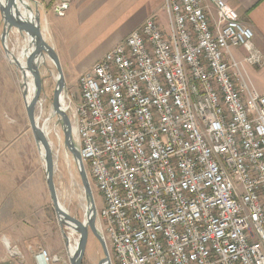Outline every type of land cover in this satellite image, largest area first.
<instances>
[{
  "label": "built area",
  "instance_id": "1",
  "mask_svg": "<svg viewBox=\"0 0 264 264\" xmlns=\"http://www.w3.org/2000/svg\"><path fill=\"white\" fill-rule=\"evenodd\" d=\"M211 2L213 26L203 0H164L167 29L149 17L80 74L78 102L63 97L116 264H264V96L225 59L241 48L261 67L262 56ZM35 259L57 261L45 249Z\"/></svg>",
  "mask_w": 264,
  "mask_h": 264
},
{
  "label": "rangeland",
  "instance_id": "2",
  "mask_svg": "<svg viewBox=\"0 0 264 264\" xmlns=\"http://www.w3.org/2000/svg\"><path fill=\"white\" fill-rule=\"evenodd\" d=\"M163 26L167 29L166 20ZM2 30L3 24L0 17V35ZM52 37L56 40L61 39L66 44H73L74 39L77 38V36ZM14 38L10 36L9 48L15 46ZM105 47H89L78 56L70 55L71 57L68 58L73 60L70 65L62 64L61 70L65 83L62 93L64 102L67 101V97L72 102L79 101L77 80L82 73L79 71L94 61ZM65 54L67 55V51ZM63 59L61 56V60ZM44 63L39 70L43 91L39 97L40 106L36 108L38 125L43 127L44 122L48 120L50 132L47 138L55 156L54 184L58 201L70 217L82 222L87 209L83 189L72 156L64 147L63 137L57 138L58 132L59 134L61 132L57 117L52 116L57 73L51 62ZM245 68L239 66L240 74L247 87L255 94H264V74L248 65ZM21 82L20 73L6 60L0 43V239L10 233L19 235L25 233V241L32 255L41 249L48 252L52 250L51 256L57 259L53 264H70L69 245L66 239L68 232L60 228L54 213L45 180L44 165L29 126ZM87 176L95 208L101 210L103 207L101 195L89 172ZM73 237L76 239V234ZM8 243L12 245L9 240ZM11 245L7 253L17 252ZM47 247L51 250L49 251ZM108 252L111 264H116L112 253ZM103 260L102 249L90 234L82 264H101ZM7 261L8 254L4 256L1 264H6Z\"/></svg>",
  "mask_w": 264,
  "mask_h": 264
},
{
  "label": "crops",
  "instance_id": "3",
  "mask_svg": "<svg viewBox=\"0 0 264 264\" xmlns=\"http://www.w3.org/2000/svg\"><path fill=\"white\" fill-rule=\"evenodd\" d=\"M33 1L36 2L41 13L43 36H45L47 44L54 50L60 67L63 66L62 64L67 63L70 65L73 62V60L68 58L70 55L78 56L92 46L96 48L106 46L94 61L80 69L79 72L82 73L91 64L101 58L106 51L124 40L133 30L141 27L149 17H154L161 28L165 29L163 26L166 20L164 0ZM221 1L237 14L243 26L253 32V43L262 56L263 65L261 67H254L245 63L246 52L241 48L231 49L230 55L225 56L226 61L229 62L230 58H232L236 62H239L240 66L244 69L248 65L255 68L259 73L264 74V0ZM64 5L66 7L63 10L57 11V7ZM203 6L206 10L209 23L213 26L217 18L215 6L211 0H203ZM13 36L15 35L13 34ZM52 36H77V38L74 39L73 44H66L60 37V40H56ZM65 51H67V55ZM61 56L64 58L63 60H61ZM242 80L244 82L243 78ZM260 96H264V94L261 93ZM24 234L10 233L7 236L5 235L3 239H0V264L4 256L8 254L7 250L11 245L8 243V240L11 241V246L17 250V253L23 257V264H36L35 255L37 253L32 255L29 251ZM47 249L51 250L50 247H47ZM51 252L52 250L49 252L50 255ZM17 261H19V258H16L14 262L17 263Z\"/></svg>",
  "mask_w": 264,
  "mask_h": 264
},
{
  "label": "water",
  "instance_id": "4",
  "mask_svg": "<svg viewBox=\"0 0 264 264\" xmlns=\"http://www.w3.org/2000/svg\"><path fill=\"white\" fill-rule=\"evenodd\" d=\"M64 7L61 9H64ZM0 17L3 24L0 43L6 60L18 70L22 79V96L25 101V110L33 140L44 165L45 180L56 219L62 230L69 228L78 236L75 251L72 255H69V263L82 264L88 237L92 234L99 243L104 255L101 264H111L105 242L95 225L96 208L88 176L74 142L69 117L62 108V93L65 85L63 74L54 50L47 44L45 36H43L42 20L37 4L33 0H0ZM14 32H16V36L27 43L17 54V57L14 56L13 49L9 48V38L13 36ZM45 56L51 61L57 73L52 101V116L57 117L63 132L64 147L72 156L86 202L87 209L85 219L82 222L70 217L58 201L54 184L55 156L46 134L43 132L42 127L38 125L36 108L40 106L39 97L42 92V78L39 70L44 65ZM21 62L25 63V68L21 65ZM26 71L29 72L33 84V93L29 102L26 99L25 92Z\"/></svg>",
  "mask_w": 264,
  "mask_h": 264
},
{
  "label": "bare ground",
  "instance_id": "5",
  "mask_svg": "<svg viewBox=\"0 0 264 264\" xmlns=\"http://www.w3.org/2000/svg\"><path fill=\"white\" fill-rule=\"evenodd\" d=\"M14 37L15 38H14V42L13 43H14L15 46L12 49H13L14 56L17 57V54L20 52V50H22L26 46L27 43L23 39H20L18 36H14ZM45 61L51 62L46 56L44 57V62ZM21 65L24 68L26 67L24 62H21ZM25 76H26V79H25V83H26V85H25L26 99L29 102V100L32 97V93H33V84H32V78H31L29 72L26 71ZM56 79H57V77H56ZM62 101H63V96H62ZM44 123L45 124H44L42 129H43V132L47 136L49 134V132H50V127L48 125V120H46ZM49 144L51 146V143H49ZM51 148H52V146H51ZM85 208H87V207L85 206ZM65 230L68 232L67 235H66L67 243L69 245L68 252H69V255H72L74 253V251H75V248H76V245H77V241H78V237L76 235V239H74L73 236L75 235V233L72 230H70L69 228H65Z\"/></svg>",
  "mask_w": 264,
  "mask_h": 264
},
{
  "label": "flooded vegetation",
  "instance_id": "6",
  "mask_svg": "<svg viewBox=\"0 0 264 264\" xmlns=\"http://www.w3.org/2000/svg\"><path fill=\"white\" fill-rule=\"evenodd\" d=\"M42 91H43V89H42ZM42 93V92H41Z\"/></svg>",
  "mask_w": 264,
  "mask_h": 264
}]
</instances>
